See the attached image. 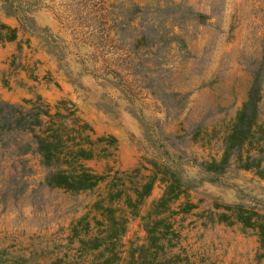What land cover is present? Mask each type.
<instances>
[{
    "label": "rangeland",
    "instance_id": "374dc122",
    "mask_svg": "<svg viewBox=\"0 0 264 264\" xmlns=\"http://www.w3.org/2000/svg\"><path fill=\"white\" fill-rule=\"evenodd\" d=\"M0 22L18 29L16 41L0 43L1 100L73 102L95 136L116 138L110 157L85 162L97 173L154 159L189 179L198 207L175 218L177 264H258L253 228L203 225L200 215L215 205L264 215V177L239 168L236 150L221 174L200 163L221 156L255 76L260 99L248 147L255 154L264 145V0H0ZM11 154L0 149V264L90 260L70 229L83 216L100 218L93 203L105 182L79 193L51 188L36 156L21 158L23 168ZM160 194L157 184L136 215L126 214L115 264L145 243L140 216Z\"/></svg>",
    "mask_w": 264,
    "mask_h": 264
},
{
    "label": "trees",
    "instance_id": "16d2710c",
    "mask_svg": "<svg viewBox=\"0 0 264 264\" xmlns=\"http://www.w3.org/2000/svg\"><path fill=\"white\" fill-rule=\"evenodd\" d=\"M17 36V28L0 22V43L16 41ZM258 81L255 76L247 100L223 135L219 159L211 157L200 163L204 172L213 176L225 172L232 152L236 150L239 168L253 170L264 177L261 158H256L264 154V145L258 147L255 154L248 147L257 127ZM115 142L112 135L95 136L92 125L78 114L70 100L59 99L52 106L40 94L23 99L21 103L0 99V149L10 150L23 168L27 160L21 158L36 156L39 166L45 170L44 183L72 193L90 191L105 182V195L93 203L100 218L93 216L90 220L83 216L70 229L71 239H76L79 244L78 250L91 256L85 263L115 264L120 259L117 244L126 230V214L136 215L143 200L158 184L161 194L140 216L145 243L130 251L127 264H177L178 255L170 253L180 239L175 218L190 214L198 207L190 200L191 181L173 170L166 160L148 159L145 162L149 166L139 163L127 170L108 169L106 173H97L85 164L92 159L110 157V147ZM243 153H246L245 157ZM214 209L216 211L208 209L201 213L202 224L237 223L242 230L253 228L259 242L255 260L264 264V215L247 214L241 208L236 214L228 215L230 207L226 205H215Z\"/></svg>",
    "mask_w": 264,
    "mask_h": 264
}]
</instances>
